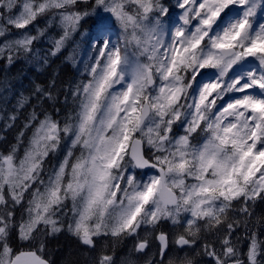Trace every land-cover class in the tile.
Segmentation results:
<instances>
[{"label": "snow or ice", "instance_id": "snow-or-ice-1", "mask_svg": "<svg viewBox=\"0 0 264 264\" xmlns=\"http://www.w3.org/2000/svg\"><path fill=\"white\" fill-rule=\"evenodd\" d=\"M89 17L85 78L67 89L54 74L31 81L2 117L24 123L0 152V264H49L42 234L66 230L94 249L98 237H139L149 225L158 245L146 264H199L205 230L223 233L219 252L202 249L214 264H264V241L249 227L264 201V0H0V60L43 67L71 48L74 62ZM54 27L59 38L40 55L34 44ZM61 96L71 102L62 117ZM167 222L181 231L155 235ZM241 226L246 261L233 239ZM14 235L39 246L17 251ZM150 245L140 238L132 252Z\"/></svg>", "mask_w": 264, "mask_h": 264}, {"label": "trees", "instance_id": "trees-1", "mask_svg": "<svg viewBox=\"0 0 264 264\" xmlns=\"http://www.w3.org/2000/svg\"><path fill=\"white\" fill-rule=\"evenodd\" d=\"M58 32L59 30L54 27L49 33V39H42L34 44V47L38 50L40 55L46 54L47 47L51 45L50 38L57 36ZM52 74L55 75L58 88L60 89L68 88L69 84L74 82L79 76L77 66H73L72 63L67 61L64 57V53L58 57H52L49 61V65L43 67L32 65V63L25 62L23 59L12 66H9L6 61L0 60V113L6 114L11 112L4 107V104L6 102L11 106L12 110L15 105L14 93H19L27 88V79L31 78V76H37L45 82L52 78ZM5 89H7V91ZM25 95H27V92H25ZM33 103H36V101H33ZM45 107L48 108V105H45ZM56 107L62 109V102L57 104ZM29 111H31V108H29ZM49 111H51V109ZM23 123L24 120L22 116L15 124H12L11 127L8 126L11 124V121L3 118L0 119V151L2 153L9 151L15 142H17V137L23 130ZM20 211V208L16 209V219L18 221L21 217ZM179 231L181 230H176V232ZM40 240L43 242V251L39 254L42 255L43 258L50 259L51 264H88L90 261L89 259L85 260L84 256L77 252V249L83 248V245L66 230L52 237L42 234ZM13 241L17 251L34 250L35 247L39 246L38 242H33V244L30 245L28 241H22L16 235L13 236ZM201 241L202 240H200V242ZM174 247L171 248L170 255L177 252V247ZM44 249L48 250L51 256L53 254L55 258L53 259L45 254ZM120 250L121 248H118L117 252ZM198 250L199 248L196 249L197 254L195 258L200 263L201 254L198 253ZM186 253H188V249L179 252V255L182 257ZM153 256L154 255L151 257ZM156 259L159 260V257L157 256Z\"/></svg>", "mask_w": 264, "mask_h": 264}, {"label": "rangeland", "instance_id": "rangeland-1", "mask_svg": "<svg viewBox=\"0 0 264 264\" xmlns=\"http://www.w3.org/2000/svg\"><path fill=\"white\" fill-rule=\"evenodd\" d=\"M174 2H175V0H172V3H174ZM178 16H179V10H176L173 13V17H172L173 21L178 22ZM262 22H264V21H262ZM44 24H45V21L43 19H40L37 22L38 27H43ZM93 30H94V18L93 17H89V18H86L84 21H81L79 33L77 35H75V37H74L76 43L71 46L72 48H75V47L79 48V56L77 57V59L74 62L69 61L70 63H72L73 66H75V65L77 66L79 76L74 82L70 83L69 85H74L77 81L84 79L86 76L83 69H84V64L87 61L89 53H90V48L88 46V40H89V36L93 32ZM50 32H51V30H50ZM118 34H119V28L117 26L116 28H114L112 30V39L116 40ZM55 37L59 38L58 35ZM50 47H51V45L49 47H47V51ZM70 50H71V48L69 49V51ZM69 51L63 52L65 58L69 55ZM31 81H36V82H40V83L43 82L39 77L31 76V78L27 79V82H26L27 88L30 87ZM60 100L63 104V108L61 109V112H60V116L62 117L71 108V102L69 100L68 105H64V103H63L64 97L63 96L60 97ZM4 107H6L8 110L11 111V106L8 105L6 102L4 104ZM48 110H50V108H48ZM10 113H6V114L0 113V119H2V117H5L7 114H10ZM175 132L177 135H183L184 134L183 128L175 129ZM29 135H30V133H29ZM16 143L17 142H15V144ZM25 144H26V140H25ZM7 152L5 151L4 153L7 154ZM20 154L23 155V148H21ZM143 172H144V170L138 171V173H143ZM148 175H151V171H149L146 175H138L137 178L146 180L148 178ZM21 211H20V215H21ZM158 229H160V230H158ZM177 229L178 228H173L170 222L162 223L160 225V227L156 229L155 235H158L161 231L173 233V232H176ZM41 232L42 233L44 232L43 228H41ZM138 232H139V237L133 235V236H129V237H121L119 239H116V238H113L111 236H101V237L96 238L97 243H96L94 249L89 247V246L83 245V248L77 249V252H79L82 256H84L85 260L86 259L90 260L88 264H98L99 258L102 255H111L115 259L116 264H122V261L125 258L129 257L130 253L132 254V258L137 260V264H146V261L149 258H151L152 255H154L156 253L158 241L151 239L152 228L150 225L149 226H142L138 230ZM56 234H48L45 236L52 237ZM146 236L149 237V239L151 240V245L148 249L145 250L144 255L137 256L135 253L132 252L133 246H134V244L139 242L140 238H144ZM216 238L217 237H210L208 240L201 241L202 243L200 242L198 244L197 248H199L198 253L201 254L200 257L204 256L203 251H202L204 245H206V244L207 245H214ZM233 239H235V236L233 237ZM174 246L175 245L172 243V240L170 239V247L172 248ZM118 248H121V250L119 252H117ZM174 248H176V247H174ZM239 251L241 254V259H244L246 261V253L248 251V248L246 250H239ZM44 252H45V254L49 255L53 259L55 258L53 256V254H52V256L50 255L48 250L44 249ZM205 256H207V255H205ZM94 259H95V262H94ZM47 260L50 261V259H47Z\"/></svg>", "mask_w": 264, "mask_h": 264}, {"label": "flooded vegetation", "instance_id": "flooded-vegetation-1", "mask_svg": "<svg viewBox=\"0 0 264 264\" xmlns=\"http://www.w3.org/2000/svg\"><path fill=\"white\" fill-rule=\"evenodd\" d=\"M262 217H264V201H261L259 198H257L255 204L253 205V215L251 217L252 224H250L249 227H252V225L254 224L255 226L252 227V231L257 233L259 240L264 241V225H261L259 223ZM234 236L235 238L239 237V243H238L239 250H246L248 246H247V239H246V233L244 227L241 226L240 230L235 232ZM210 237H217L214 245L217 252H219L221 250L220 243L223 237V233L222 232L217 233L214 230H205L201 240L202 241L208 240ZM49 264H51L50 261ZM199 264H214V261L212 260V258L204 255L201 257Z\"/></svg>", "mask_w": 264, "mask_h": 264}, {"label": "water", "instance_id": "water-1", "mask_svg": "<svg viewBox=\"0 0 264 264\" xmlns=\"http://www.w3.org/2000/svg\"><path fill=\"white\" fill-rule=\"evenodd\" d=\"M139 171V170H138ZM159 235V234H158ZM20 251H28V250H20ZM159 259H160V257H159Z\"/></svg>", "mask_w": 264, "mask_h": 264}]
</instances>
